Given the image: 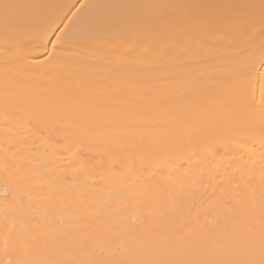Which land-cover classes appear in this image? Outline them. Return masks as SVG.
I'll list each match as a JSON object with an SVG mask.
<instances>
[{"label":"bare ground","instance_id":"6f19581e","mask_svg":"<svg viewBox=\"0 0 264 264\" xmlns=\"http://www.w3.org/2000/svg\"><path fill=\"white\" fill-rule=\"evenodd\" d=\"M0 264H264V0H0Z\"/></svg>","mask_w":264,"mask_h":264},{"label":"rangeland","instance_id":"374dc122","mask_svg":"<svg viewBox=\"0 0 264 264\" xmlns=\"http://www.w3.org/2000/svg\"><path fill=\"white\" fill-rule=\"evenodd\" d=\"M62 141V140H61ZM62 144H63V142H61ZM61 143H59V144H61Z\"/></svg>","mask_w":264,"mask_h":264},{"label":"snow or ice","instance_id":"6c2138e0","mask_svg":"<svg viewBox=\"0 0 264 264\" xmlns=\"http://www.w3.org/2000/svg\"><path fill=\"white\" fill-rule=\"evenodd\" d=\"M51 42V41H50Z\"/></svg>","mask_w":264,"mask_h":264}]
</instances>
